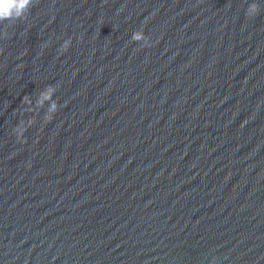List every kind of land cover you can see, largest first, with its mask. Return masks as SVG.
Here are the masks:
<instances>
[{
  "label": "water",
  "instance_id": "water-1",
  "mask_svg": "<svg viewBox=\"0 0 264 264\" xmlns=\"http://www.w3.org/2000/svg\"><path fill=\"white\" fill-rule=\"evenodd\" d=\"M0 264H264V0L0 20Z\"/></svg>",
  "mask_w": 264,
  "mask_h": 264
},
{
  "label": "clouds",
  "instance_id": "clouds-1",
  "mask_svg": "<svg viewBox=\"0 0 264 264\" xmlns=\"http://www.w3.org/2000/svg\"><path fill=\"white\" fill-rule=\"evenodd\" d=\"M32 4V0H0V20L11 19L15 16L17 19H22L24 17L25 10ZM253 11L258 10V6H252ZM133 39H141L144 35V31L136 30L133 32ZM147 46H150L149 44ZM61 48L66 51V47L61 45ZM51 89V85H49ZM47 98V97H46ZM53 118L48 117V121Z\"/></svg>",
  "mask_w": 264,
  "mask_h": 264
}]
</instances>
